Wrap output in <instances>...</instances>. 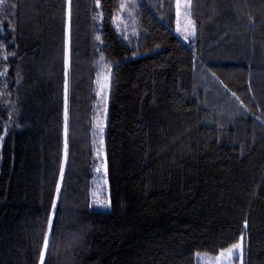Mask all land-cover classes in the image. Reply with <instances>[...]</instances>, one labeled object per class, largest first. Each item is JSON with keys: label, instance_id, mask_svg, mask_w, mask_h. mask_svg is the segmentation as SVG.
Here are the masks:
<instances>
[{"label": "trees", "instance_id": "trees-1", "mask_svg": "<svg viewBox=\"0 0 264 264\" xmlns=\"http://www.w3.org/2000/svg\"><path fill=\"white\" fill-rule=\"evenodd\" d=\"M65 2L0 0V264H197L198 255L218 256L241 240L264 248V125L250 128V117L247 133L241 125L246 108L264 121V0H200L206 18L215 2L232 15L219 38L240 37L225 50L245 43L227 56L245 65L207 55L206 84L198 68L148 56V6L138 11L143 36L129 43L114 26L118 0H71L76 113L51 219L65 163ZM207 44L213 52L216 42ZM246 46L255 59L243 57ZM101 57L112 69L108 211L93 208L90 196ZM202 128H222L221 145L233 148L237 138L244 150L217 169L201 156Z\"/></svg>", "mask_w": 264, "mask_h": 264}, {"label": "rangeland", "instance_id": "rangeland-1", "mask_svg": "<svg viewBox=\"0 0 264 264\" xmlns=\"http://www.w3.org/2000/svg\"><path fill=\"white\" fill-rule=\"evenodd\" d=\"M120 4V11L117 13L114 19V26L123 39L132 43L135 38L143 36L140 18L138 16V11L141 5L148 6L151 10L150 14V28H147V38H148V56L159 63H169V64H179L184 65L186 68H198L203 74L198 76L199 81L201 80L206 84L208 76L204 72H208L210 65L207 63L210 54V58H214L215 63H237L238 66L245 65L243 62H234L227 59V56H236L240 55L245 46V43L242 41L239 49L234 50H225L229 47L230 43L235 41L236 38H239L237 34H231V31L220 36L219 34L227 30V25H224L228 21H232V15L229 13V10L225 4L220 2H215L210 4L208 8V16L206 18V11L204 6L200 5V0H118ZM205 0H202V3ZM67 7V30H66V48L64 54L65 60V82H67V107L68 114L65 118V163L63 168V173L61 181L59 184L57 198L55 201V209H53V214L51 219L54 218L57 208L59 207V199L63 196L62 191V181L64 180L66 159L68 156L69 148V131L68 126L70 120H73L75 117L76 109L73 113V108L70 107L69 103V87H70V72H71V19H70V7L71 0H66L65 2ZM179 4V7H178ZM212 18V21H211ZM101 23V19H99ZM215 24V25H214ZM216 26V30L214 29ZM146 34V33H145ZM220 34V35H221ZM228 34V35H227ZM229 38V40H227ZM207 42H216L213 46L215 50L209 52L210 48ZM141 45H138V47ZM211 47V48H213ZM253 48L246 46L245 51L243 52V57L248 59H255ZM260 58V57H259ZM99 64L100 72L95 80V95H96V107L94 109L93 119L97 115L98 104L97 101L100 99V96L97 95V80H102L104 76H107L110 73V88L112 82V69L110 66L104 63L101 59ZM263 61H261V64ZM199 65V66H198ZM50 71H47L45 76H48ZM208 75H210L208 73ZM262 79V74H259ZM41 73V80L45 77ZM259 78V79H261ZM207 86V85H206ZM110 88L107 94V108H108V95ZM263 91V89H262ZM27 94V95H26ZM23 94V100L25 102L29 100L31 96L30 92ZM65 95V92H64ZM239 100L238 96H236ZM203 108V106H202ZM257 114L251 112L246 108L245 111V120L241 122V125L244 124L243 132L247 133L249 126L246 127L247 119L250 117V128H253L254 122L257 124L264 125V121L260 118H256ZM219 116L217 117V119ZM212 123V122H211ZM239 127V126H238ZM238 127H234L232 130L238 131ZM222 128H202V138H201V156L205 159V162L215 166L217 169H220L227 160L237 151L244 150V147L240 145L237 138L234 140L233 148H229L230 145H221L220 143V131ZM240 130V129H239ZM206 131V132H204ZM93 144L95 147V153L97 149V136L95 135V122H94V134H93ZM223 146V147H222ZM222 147V149H221ZM104 155H105V131H104ZM96 157V156H95ZM97 158V157H96ZM98 160V159H97ZM100 160H98V164ZM98 166V165H97ZM95 166L93 168V181H92V190L91 195L93 200H91L92 207L100 211H108L103 208L97 207V203H102L104 200H109V190H108V174L106 177L107 184L106 186L102 184V173H96ZM49 234L45 243V252L49 247ZM77 240V236L69 240V246L65 253L71 251V245L74 244ZM238 244L241 245L240 248H234V246L228 248L221 252L218 256H209V255H198L196 259L198 260L197 264H264V250L262 251L261 247H256L253 250V247L247 244L244 240H241ZM231 250V252H230ZM262 251V252H260ZM71 258V256H69ZM67 257L64 259L66 260Z\"/></svg>", "mask_w": 264, "mask_h": 264}, {"label": "snow or ice", "instance_id": "snow-or-ice-1", "mask_svg": "<svg viewBox=\"0 0 264 264\" xmlns=\"http://www.w3.org/2000/svg\"><path fill=\"white\" fill-rule=\"evenodd\" d=\"M179 7V4H178ZM97 40H100V37H96ZM103 59V57H101ZM97 95L100 96V99L97 101L98 109L97 115L94 117L95 122V135L97 136V149H96V157L100 160V163L95 168L96 173H102V184L106 186L107 184V161L104 155V131L106 127V118H107V94L110 88V73L107 76H104L102 80H97ZM65 97H67V82H65ZM68 114L67 107V98L65 99V111H64V120ZM97 207L103 208L105 210H110L111 204L110 200H104L102 203H97ZM53 209H55V205H53ZM51 215V210H50ZM58 223V221H57ZM246 227V224H245ZM240 244L234 245V248H240ZM231 252V250H230Z\"/></svg>", "mask_w": 264, "mask_h": 264}]
</instances>
